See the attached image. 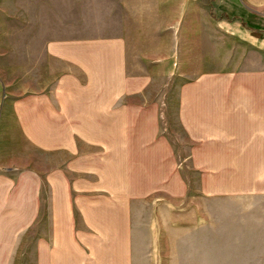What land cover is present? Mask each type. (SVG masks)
Returning a JSON list of instances; mask_svg holds the SVG:
<instances>
[{"label":"crops","instance_id":"crops-1","mask_svg":"<svg viewBox=\"0 0 264 264\" xmlns=\"http://www.w3.org/2000/svg\"><path fill=\"white\" fill-rule=\"evenodd\" d=\"M51 8L56 34L35 37L41 50L26 52L23 79L12 57L0 68V170L18 177L0 181L12 187V209L0 208V220L12 221L8 233L27 235L38 217L56 221L60 261L77 192L87 193L91 205H105L98 217L90 206L87 218L103 219L100 233L107 237L123 235L108 227L118 218L111 215V208L119 211L114 205L161 194L187 198L174 145L162 129L171 108L188 155L201 166L195 169L217 173L200 187L214 196L219 218L236 221L235 229L246 215L264 213L263 5L63 0ZM177 75L185 78L177 101L164 100L157 78L175 85ZM44 186L46 216L39 205ZM95 196L104 198L93 202ZM120 243L114 250L121 260L109 264H129L127 242L124 250Z\"/></svg>","mask_w":264,"mask_h":264},{"label":"rangeland","instance_id":"rangeland-1","mask_svg":"<svg viewBox=\"0 0 264 264\" xmlns=\"http://www.w3.org/2000/svg\"><path fill=\"white\" fill-rule=\"evenodd\" d=\"M62 1L0 0L1 69L7 67L8 58L12 57V69L15 68L17 76L23 79L26 52L36 53L41 50L42 45L35 42V37L55 36L57 28L48 18L53 14L49 10ZM244 1L264 6V0ZM81 30L85 31L87 28L82 27ZM176 79L175 85L170 82L172 90L168 92V78H157L156 88L161 89L164 100L177 101L178 89L185 78L177 75ZM172 111L171 108V113L166 114L162 129L174 145L177 173L188 186L187 198L176 201L161 194L143 201L130 200L128 203L114 205L119 211L111 208V215L118 218L110 219L108 227H112L116 234L122 232L123 235L107 237L100 233V229L106 227L103 219L87 218L90 206L96 209L92 212L98 217L101 215L100 211H106L105 205L98 202L91 205L87 193L77 192L73 198L72 219L65 221L66 231L72 234L65 236L64 253L58 258L60 261L56 260V248L61 242L56 234L52 236V230L56 231L53 228L56 221L38 217L27 235L17 236L8 233L7 225L12 221L0 220L2 227L4 225V228H0V264H82V255L87 258V262L88 258L97 259V264H100L105 258L109 259L105 262L109 264L116 259L115 256L122 254L121 251L114 250L120 249L121 240L123 250L127 242L129 264H264V213L258 210L257 213L246 215L237 223L241 226H236L235 229L233 224L236 221L219 218L214 196L204 195L200 187V180L216 179L217 173L195 169L201 166L196 164L195 157L188 155L189 144L186 146L184 131L177 114ZM14 178L18 177L0 170V181ZM43 178L45 177L33 176L32 179L36 181ZM41 189L42 203L39 205L42 216H46L49 188L44 186ZM100 198L104 197L95 196L92 200L94 202ZM159 201L161 203L158 205ZM169 203H172L173 208H170ZM2 207L12 209V187L0 186V208ZM70 241L75 245H71ZM233 244L237 249L235 252L231 251ZM106 246L109 247L107 251ZM248 247L256 250H241ZM72 248L79 250L81 257H76ZM118 258L121 260V256Z\"/></svg>","mask_w":264,"mask_h":264}]
</instances>
